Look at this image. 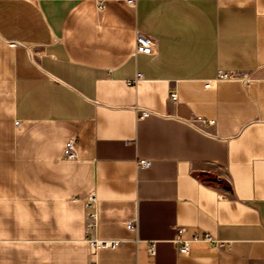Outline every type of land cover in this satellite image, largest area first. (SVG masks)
Wrapping results in <instances>:
<instances>
[{
    "label": "crops",
    "instance_id": "obj_1",
    "mask_svg": "<svg viewBox=\"0 0 264 264\" xmlns=\"http://www.w3.org/2000/svg\"><path fill=\"white\" fill-rule=\"evenodd\" d=\"M0 264H264V0H0Z\"/></svg>",
    "mask_w": 264,
    "mask_h": 264
},
{
    "label": "built area",
    "instance_id": "obj_2",
    "mask_svg": "<svg viewBox=\"0 0 264 264\" xmlns=\"http://www.w3.org/2000/svg\"><path fill=\"white\" fill-rule=\"evenodd\" d=\"M129 3H134L135 0H128ZM158 48V39L152 35L143 33V32H138L136 35V46H135V51L137 53H143V54H154L157 52ZM140 76V74H139ZM236 75L232 72H225L220 70L219 71V78H234ZM171 99L173 100H178V94L176 92L171 93ZM148 112H143L142 115H147ZM209 123H214V120H209ZM77 151H78V142L76 138L70 139L63 150V157L69 160H73L77 158ZM151 165V160L148 159H141L139 162V167H149ZM96 197L95 195H92L90 197L91 203L95 201ZM93 218H95V215L93 214ZM95 223V220L91 222V225ZM135 220H132L129 222L128 227L129 228H134L135 227ZM183 232V228L178 229V233L174 239V242L177 246V252L179 255H187L190 252V244L194 240L198 241H207V242H212L215 244L217 247H222V248H228L230 244L224 240H220L218 238H215L212 234L209 232L205 233H197L193 239H186L182 238L181 234ZM118 240H107V239H101V240H94L92 243L98 248L101 247H114L118 244ZM150 252L154 253L155 252V247L154 245L151 246Z\"/></svg>",
    "mask_w": 264,
    "mask_h": 264
}]
</instances>
